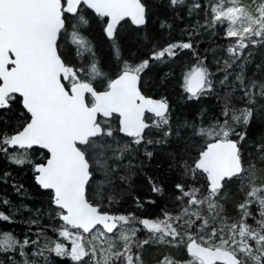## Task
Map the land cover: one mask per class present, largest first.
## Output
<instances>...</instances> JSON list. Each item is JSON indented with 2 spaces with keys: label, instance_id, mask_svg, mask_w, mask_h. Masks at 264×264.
Returning a JSON list of instances; mask_svg holds the SVG:
<instances>
[{
  "label": "snow or ice",
  "instance_id": "snow-or-ice-1",
  "mask_svg": "<svg viewBox=\"0 0 264 264\" xmlns=\"http://www.w3.org/2000/svg\"><path fill=\"white\" fill-rule=\"evenodd\" d=\"M0 183V264H264V0H0Z\"/></svg>",
  "mask_w": 264,
  "mask_h": 264
},
{
  "label": "trees",
  "instance_id": "trees-1",
  "mask_svg": "<svg viewBox=\"0 0 264 264\" xmlns=\"http://www.w3.org/2000/svg\"><path fill=\"white\" fill-rule=\"evenodd\" d=\"M5 163H7V162H5ZM9 168L10 169H13V170H16L17 169V166H15V165H9ZM5 194H7L12 199H16V196L12 192V189L10 187H6L3 183H0V199H3ZM30 201H31V198H25V202H30ZM34 203H35V206L37 208H39L42 203H46V197H37L35 199ZM229 207H231V204H229ZM25 212H26V210H25ZM4 227H5V225L2 224V223H0V229H2ZM11 227L16 232H19L20 231V228H21L20 225H13Z\"/></svg>",
  "mask_w": 264,
  "mask_h": 264
}]
</instances>
